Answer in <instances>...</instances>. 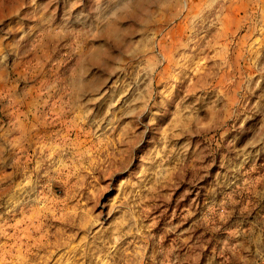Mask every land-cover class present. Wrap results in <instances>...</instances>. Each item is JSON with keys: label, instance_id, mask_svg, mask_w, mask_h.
Returning a JSON list of instances; mask_svg holds the SVG:
<instances>
[{"label": "rangeland", "instance_id": "rangeland-1", "mask_svg": "<svg viewBox=\"0 0 264 264\" xmlns=\"http://www.w3.org/2000/svg\"><path fill=\"white\" fill-rule=\"evenodd\" d=\"M7 32L40 111L0 264H264V0H0Z\"/></svg>", "mask_w": 264, "mask_h": 264}, {"label": "crops", "instance_id": "crops-1", "mask_svg": "<svg viewBox=\"0 0 264 264\" xmlns=\"http://www.w3.org/2000/svg\"><path fill=\"white\" fill-rule=\"evenodd\" d=\"M10 34L7 32L0 36V53L5 52L0 55V160L7 159L9 144H31L35 136L39 135V127L36 123L39 119V104H33L31 100L25 102V94L33 100L35 90L25 89L22 84L25 77L29 75L25 69L27 64H25L23 53L18 54L15 50H9L8 47H5L3 51L4 46H1L6 37L7 41L11 37L8 41L9 45L16 42L18 37ZM28 67L31 69L30 66ZM30 76L26 79L30 80ZM65 101L63 99V103L54 105L51 109L57 112L59 119H63L64 122L70 117L71 112L70 104H66ZM55 127L60 128L58 125Z\"/></svg>", "mask_w": 264, "mask_h": 264}, {"label": "bare ground", "instance_id": "bare-ground-1", "mask_svg": "<svg viewBox=\"0 0 264 264\" xmlns=\"http://www.w3.org/2000/svg\"><path fill=\"white\" fill-rule=\"evenodd\" d=\"M189 8H190V7H189ZM145 9H146V8H145ZM150 10H151V9H150ZM109 27H110V26H109ZM110 31L112 32L113 30H110ZM99 36H100V35H99ZM90 50H91V49H90ZM79 66H80V64H79ZM86 81H87V80H86ZM75 86H76V85H75ZM75 88H76V87H75ZM79 88H80V86H79ZM81 88H82V86H81ZM81 88H80V89H81ZM78 92H79V91H78ZM5 189H6V188H5ZM5 191H6V190H5ZM5 191H4V192H5ZM6 192H7V191H6Z\"/></svg>", "mask_w": 264, "mask_h": 264}]
</instances>
